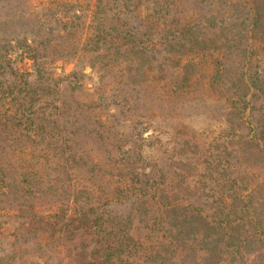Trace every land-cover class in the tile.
I'll return each mask as SVG.
<instances>
[{
  "label": "trees",
  "instance_id": "1",
  "mask_svg": "<svg viewBox=\"0 0 264 264\" xmlns=\"http://www.w3.org/2000/svg\"><path fill=\"white\" fill-rule=\"evenodd\" d=\"M149 1L143 5L149 6L151 15H158L154 26L158 38H141L149 35L151 26L132 11L122 12L133 5L132 0H123L121 12L137 24L129 32L132 38L118 45L112 40H120L121 33L112 35L117 29L112 23L106 26L105 9H99L106 0H97L91 20L86 14L80 17L78 10L66 14L70 8L58 0H42L39 14L28 12L23 0H0V264L18 262L32 251L43 252V241L58 255L54 264H264V181L250 187L252 181L243 175L228 177L224 165L234 160L264 165V67H249L257 50L264 49V0L217 4V12L249 4L229 27L218 26L231 35L216 39L223 56L212 55L209 62L223 68L210 70L215 90L235 97L218 153L209 154L207 141L196 135L180 141L184 132L178 130L173 154L147 157V166L139 165L143 177H137L133 154L126 151L121 159L114 154L124 149L119 145H124L125 134L96 114L100 108L96 100H82L86 90L80 54L88 58L93 71L102 51L125 58L128 53L135 55L142 65L148 62L155 85L167 78L172 60L167 54L186 56L187 61L206 56L197 48L209 43L207 31L192 33L203 24L193 26L179 18L176 0ZM243 27L245 40L237 50L240 45L232 32ZM12 46L29 53L33 71L13 67L8 55ZM231 46L236 49L229 51ZM234 52L239 67L228 69L224 57ZM54 58H77L82 67L56 75L46 66V60ZM106 64L97 69L101 83L109 72ZM109 65L122 68L115 59ZM136 72L130 77L134 83L141 69ZM247 81L249 88L244 90ZM189 86L188 76L179 83L169 79L164 83L167 94H162L176 96L168 100L175 102L187 95ZM97 93L100 99L102 94ZM247 103L252 109L250 120H245ZM138 139L141 146L146 143L145 137ZM188 152L193 159L176 168L199 173L203 165L207 172L193 184L177 176V162L172 161L173 156L180 161ZM89 153L96 157L90 159ZM210 155L213 164L208 165ZM124 170L129 177H120ZM80 174L107 186V195L97 194L95 182L84 184Z\"/></svg>",
  "mask_w": 264,
  "mask_h": 264
},
{
  "label": "rangeland",
  "instance_id": "2",
  "mask_svg": "<svg viewBox=\"0 0 264 264\" xmlns=\"http://www.w3.org/2000/svg\"><path fill=\"white\" fill-rule=\"evenodd\" d=\"M53 1L55 2V0ZM106 1H108L107 4L99 8L105 9L104 16L107 17L106 26L112 23L117 29L115 33L112 34L114 37L117 33H121V39L113 38V43L118 42V45L127 43L132 38L129 32L136 30V20L122 13L127 11H132L133 15L139 17L138 19H140L141 22L146 23L147 26H151L147 27L149 35L145 34L141 36L142 39L158 38L157 28H154V26L157 25L155 21L158 15L155 13L151 15L149 6L144 7L143 5L150 3L149 0H132L133 5H130L128 7L129 9L127 8L122 12V6L120 5L123 0H116L117 4L110 2V0ZM23 2L25 6H27L28 12L32 14L40 13L41 6H39V4L42 0H23ZM58 2L70 8L67 10L66 14L71 16L72 11L78 10V15H80V17L86 14L89 20H91L92 10L95 9L97 0H58ZM58 2L56 3L57 5L59 4ZM174 3L178 8L176 15L179 18L186 22H191L193 26L199 23L203 24L202 26L198 25V30L192 33L202 35L203 30H206L207 42L209 43L206 46L202 44L197 48L198 51L207 53L202 59L197 58L193 61H187L186 56L167 54L172 60L167 67V78L162 80L161 83H159L160 85H155V80H150L153 71H150L148 68V62L142 65V63L137 60V57L135 55H130V53H128L125 58L119 53L112 54L113 51H102L99 54L101 61L99 62V58H95L97 63H95L96 70L94 71L92 65L88 62V58H84V56L80 54L82 56L83 68H85V75L82 77L81 81L86 90L84 96H82V100L85 102H89L92 99L96 100V103L100 105V108L96 110V114L101 118H107L108 120L104 121L113 124L119 132L125 134L123 137L124 140L121 141L124 145H119L124 149L122 151L117 150L114 154L118 157L120 155L125 156V152L130 151L133 154V162H135L134 174H136L137 177H143L139 174V172L142 171L139 165H142L143 168L147 166L145 162L147 157L152 156L155 158V156L159 154H161L162 157L169 153L173 154L171 149L175 145L174 140L179 135L178 130L184 132L180 137V141L186 138L190 140L191 135H196L200 141H207L205 150H209V154L213 155L218 153V148L221 147L223 141L222 131L227 127V118L231 114L232 101L235 99V97H232L231 94L225 90L222 92L217 89L215 90V86L212 85L211 80L213 71L210 70L223 68L221 64H217L215 67L214 64L212 65L209 62L213 60V56H223L217 46L216 39L222 35H231V32L228 30L221 31V29H218V26L222 25L224 27H229L231 19H234L241 11L246 10L249 4L243 9L241 7H235V10L231 8L229 11L217 12L219 8L217 4L223 6L224 2L222 3L219 0H176ZM204 7H207V11L204 10ZM205 13H208V16L203 18ZM121 17H123L124 20L126 19L127 24L124 23ZM108 28L110 29V26ZM105 31H107V29H105ZM53 32L55 34V28ZM232 33H234L232 35L234 41L239 42L240 46L237 48L238 50L242 47L241 44L245 40L246 29L244 27L237 28L234 29ZM79 37L84 38L85 35L80 32ZM251 41L252 40H249V42ZM108 45L113 44L110 43ZM235 49L236 46H231L229 51ZM147 52L148 50L145 51V53ZM8 55L11 58L13 67L17 68L19 71L31 72L35 69L33 60L26 51L12 46ZM255 56L256 58L253 56L249 61L251 63V66H249L251 70L264 67V49H258ZM114 59L115 62L122 63L121 69L111 68L109 64L113 63ZM224 60L226 61L225 67L228 69L231 68V65L239 67L236 65L239 63V56L236 52L232 55H226ZM48 61L49 63L46 64V66L56 75L69 73L73 69L77 70L82 67L78 65L79 60H77V58H69V60H55L54 58L46 60V62ZM101 62L107 63L105 67L109 71L106 73V76L104 74L102 83L98 81L99 73L97 70L99 65L102 64ZM136 68H140L141 72L138 74L139 81L134 83L131 81L130 77L135 74ZM187 76L189 77L190 83V86L186 88L187 95L182 96L175 102L168 101L176 98V96L169 97L162 94H167V88H164V83L169 79L172 80V83H179ZM247 84L248 87H245L244 90H248V81ZM97 91H100L102 94L100 99ZM246 99H248V101L253 99L250 93ZM246 105L247 107L244 112L245 120H250L252 109L249 103ZM234 119L236 120V117H234ZM250 127H254V124L251 123ZM139 136L145 137V142L153 143V145L144 143V145L141 146L140 140L138 139ZM89 155H91L90 159L96 157L92 156L94 154L91 153H89ZM192 159L193 155L189 152L180 161H178L179 158L177 156H173L172 161L178 163H176L174 169H178L176 167L181 162ZM207 160L208 165L210 163L213 164V157L211 155ZM224 165L228 168V177H237L239 174L243 175L247 177L249 181H252L249 182L250 187L256 188L264 181V165L260 162L246 163L243 160L239 162L234 160L233 163L226 162ZM199 169V173H196L195 170L185 173V171L180 168L176 170L180 175H175L193 184V179L197 181L201 178V175L205 176L207 173L203 165L199 166ZM78 177L83 179L84 184L95 182L96 186L98 185L91 177L82 178L81 174L78 175ZM120 177H129L128 171L124 170L120 174ZM205 180L207 179L205 178ZM106 187L107 186H104L103 183L98 185L97 194L107 195L104 191ZM44 242L45 241H43L41 246L44 248L43 252L32 251L24 256L22 255V260L18 262L16 261L17 259H15L12 261V264H54L55 258H58V255L55 256L53 248Z\"/></svg>",
  "mask_w": 264,
  "mask_h": 264
}]
</instances>
